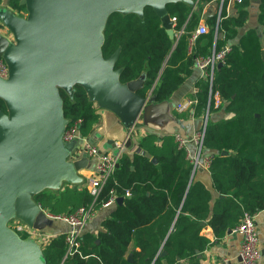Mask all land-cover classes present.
Segmentation results:
<instances>
[{"label": "trees", "instance_id": "obj_1", "mask_svg": "<svg viewBox=\"0 0 264 264\" xmlns=\"http://www.w3.org/2000/svg\"><path fill=\"white\" fill-rule=\"evenodd\" d=\"M212 1L200 0L197 6L184 1L167 4L171 17H176L175 30L184 29L177 39L169 35L152 6H145L142 17L135 12H114L105 27L103 53L107 57L121 47L115 66L122 68L121 80L146 73L140 93L151 91L161 102L192 73L198 56L230 46L212 85L213 94L218 92L221 100L218 108L224 107L228 115L208 120L204 139L211 154L214 191L195 178L193 164L174 134L148 133L139 142L146 154L123 153L99 196V207L112 189L122 197L103 218V229L96 234L83 232L80 252L66 259L65 234L53 236L42 246L48 264H203L202 253L210 241L201 233L202 221L221 239L239 224L244 211L257 213L264 206V0L259 4L258 26L240 32L249 18L252 0L235 2L233 14L227 12L225 0L220 21L217 23L215 12L207 21L209 31L192 41L205 6ZM9 5L18 14L26 13L21 0H9ZM196 88V109L206 112L209 106L212 111L215 101L213 95L210 101L208 79L199 78ZM61 94L65 115L70 120L81 118L82 133L91 134L100 118L95 102L81 85L75 86L73 96L63 89ZM0 108L6 110L2 98ZM92 198L88 187L72 184L34 195L51 214L70 212ZM164 249L167 252L161 256Z\"/></svg>", "mask_w": 264, "mask_h": 264}, {"label": "water", "instance_id": "obj_2", "mask_svg": "<svg viewBox=\"0 0 264 264\" xmlns=\"http://www.w3.org/2000/svg\"><path fill=\"white\" fill-rule=\"evenodd\" d=\"M177 1L196 5L195 0H21L24 14L0 7L1 26L10 34L0 31V56L9 68L8 77H0V98L6 106L0 108V264H48L41 244L32 236L23 237L9 221L18 218L38 227L48 214L34 195L80 183V170L90 165L88 156L69 158L75 142L63 137L70 119L61 89L73 96L75 86L81 85L126 128L142 114L146 117L157 102L155 94L140 93L146 73L121 80L122 68L115 67L121 47L104 56L109 16L135 12L142 17L145 6H152L174 38L167 4ZM212 13L208 8L204 21Z\"/></svg>", "mask_w": 264, "mask_h": 264}, {"label": "crops", "instance_id": "obj_3", "mask_svg": "<svg viewBox=\"0 0 264 264\" xmlns=\"http://www.w3.org/2000/svg\"><path fill=\"white\" fill-rule=\"evenodd\" d=\"M260 1L261 0H252L249 6V18L245 25L240 29V32H244L251 26H258L257 17ZM2 6L11 8L9 0H0V7ZM208 8L212 9V15L215 12L218 13V1L214 0L210 2L209 6L204 9L203 14ZM227 12L230 14L236 12L235 2H227ZM202 20H204L203 17ZM207 21L206 23L208 24ZM0 31L10 36L8 31L2 26L0 27ZM201 77H204V71L195 66L192 73L186 77L185 81L169 99L151 104L148 115L144 117L142 114L132 128L124 127L113 112L101 109L95 103L96 108L100 113V118L95 124L92 133L88 135L90 140L101 149H105L107 151H113L118 145H120V143H122L123 149L121 156L123 153L132 155L135 152L146 154V151L142 149L139 142L140 139L148 133H156L158 135L165 133H181L183 135L190 136L204 125L205 119H207V121H216L227 116L228 113H226L224 107L218 108L216 105L210 112L209 109H207L206 112H201L196 109V107L185 111H179L177 109V104L183 100V98L190 96L195 92L197 89L196 82ZM204 151L208 153L205 147ZM79 173L83 177L82 181L77 184H72V186L78 185L79 187L86 186L90 188L93 178V164L91 163L89 166L81 169ZM193 173L196 179L202 180L212 191H214L209 167L199 166L193 171ZM111 207L98 208L95 215L85 226L84 232L89 231L96 234L99 230H102V220L109 215ZM255 219L262 251V257L259 260V264H264V213L260 211L255 213ZM202 225L203 228L201 233L204 234L210 241V245L206 247L202 253L203 264H216L223 258H227L231 264H242L240 256V249L243 240L242 233L235 230V228H232V232L227 231L224 237L217 239L214 235L213 228L209 223H206L205 221V224ZM69 227V224L65 221L56 220L46 215L43 217V220L37 228L47 232L50 236H55L66 232ZM164 264L167 263L164 262Z\"/></svg>", "mask_w": 264, "mask_h": 264}, {"label": "built area", "instance_id": "obj_4", "mask_svg": "<svg viewBox=\"0 0 264 264\" xmlns=\"http://www.w3.org/2000/svg\"><path fill=\"white\" fill-rule=\"evenodd\" d=\"M200 0H195L196 5ZM225 0H219V12L217 23L221 18V9ZM228 2H237L241 0H227ZM210 2L206 4L205 9L209 6ZM174 25L176 22V17L172 16ZM184 29L175 30L174 37L179 38L183 33ZM209 31V26L204 20H200L199 24L193 30L191 35V40L194 41L198 35L206 33ZM218 35V25L216 26V36ZM230 50V46L227 44L220 50L214 49L210 55L198 56L195 59L194 66L201 68L204 71V77L208 79L210 83L209 97L210 101L212 95L214 96L215 105L218 106L221 102L219 93L213 94L212 85L214 82V74L218 68L219 62H224L227 52ZM9 75L8 64L5 59L0 56V77L7 78ZM195 92L183 98L178 104L177 109L179 111L190 110L195 107L199 99ZM151 94V91L149 92ZM209 101V104H210ZM209 109V106L208 108ZM82 119L70 120L65 133L64 139L66 141H74L75 145L71 150L69 158L71 160L81 158L82 156H88L91 158V163L93 164V178L91 181L90 192L93 196L92 200L86 204H83L70 212L51 214L47 213L50 217L56 220H62L69 224V229L64 232L65 240L67 243V251L64 255V259L68 256L73 255L76 252H80L81 236L84 232L85 226L95 215L98 208H109L117 200L118 194L115 189H112L110 195L107 199L101 201L100 207L98 206L99 196L107 184L108 180L113 176L117 168V163L121 157L123 145L120 143L113 151H107L101 149L98 145L94 144L88 135H85L81 131ZM206 125L205 123L199 129H197L190 136L183 135L181 133L174 134L175 140L178 143L179 148H182L186 152V157L193 164V169L195 170L199 166L209 167L211 163V154L204 151V139L206 135ZM90 163V164H91ZM126 194H130L129 190H126ZM264 213V206L259 210ZM13 221V223H12ZM9 225L14 228L19 234H25L26 236L34 237L41 246L46 245L50 239L47 232L41 229L30 226L26 222L13 218L9 221ZM235 230L239 231L243 235L242 245L240 249V256L242 264H259V260L262 257L260 239L258 227L255 219V213L249 211H244L239 224L235 227ZM63 259V260H64ZM216 264H231L227 258L221 259Z\"/></svg>", "mask_w": 264, "mask_h": 264}, {"label": "rangeland", "instance_id": "obj_5", "mask_svg": "<svg viewBox=\"0 0 264 264\" xmlns=\"http://www.w3.org/2000/svg\"><path fill=\"white\" fill-rule=\"evenodd\" d=\"M12 223H13V221H12Z\"/></svg>", "mask_w": 264, "mask_h": 264}]
</instances>
